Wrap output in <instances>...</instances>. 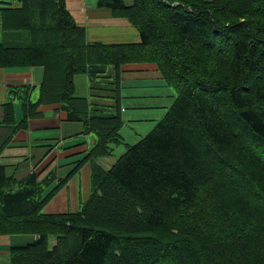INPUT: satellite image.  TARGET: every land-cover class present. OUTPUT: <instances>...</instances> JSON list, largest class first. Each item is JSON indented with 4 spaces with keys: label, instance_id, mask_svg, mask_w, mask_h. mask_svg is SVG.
Masks as SVG:
<instances>
[{
    "label": "trees",
    "instance_id": "1",
    "mask_svg": "<svg viewBox=\"0 0 264 264\" xmlns=\"http://www.w3.org/2000/svg\"><path fill=\"white\" fill-rule=\"evenodd\" d=\"M99 6L127 18L142 40L89 41L66 0H0V25L13 38L0 40V68L44 66L37 103L60 102L98 137L91 193L77 211L46 213L56 190L43 198L35 173L18 180L0 165V235L34 238L0 264H264V0ZM128 62L157 63L175 92L134 144L121 134ZM78 73L89 75L91 96L106 82L113 103L76 97ZM24 106L18 124L5 103L11 133L0 154L35 114ZM121 143L127 150L109 169L95 161Z\"/></svg>",
    "mask_w": 264,
    "mask_h": 264
},
{
    "label": "crops",
    "instance_id": "2",
    "mask_svg": "<svg viewBox=\"0 0 264 264\" xmlns=\"http://www.w3.org/2000/svg\"><path fill=\"white\" fill-rule=\"evenodd\" d=\"M124 2L129 6L134 4V0ZM66 6L77 23L85 27L87 39L91 42L127 44L142 40L139 30L127 18L116 16L110 7H100L99 0H66ZM44 76L45 68L41 65L0 68V142L11 133L6 124V102L14 103L15 123L19 124L25 119L24 100L35 113L28 117L25 126L16 131L5 146L0 154V165L5 167L8 176L18 180L35 173L37 181L44 184L43 198L56 190L44 208L46 213L77 211L91 193L94 161L90 154L98 137L86 129L83 121L70 119L60 102L37 103ZM120 79L121 114L124 119L121 134L126 142V128L130 132L128 127H141L144 133L151 128L149 124L145 126L146 123L142 121L145 117L141 118L137 110L165 108L169 104L162 103L171 99L175 92L170 89L158 64L154 62L124 63L120 68ZM74 80L77 90H80L76 91V97L113 103L107 97L108 88L104 87L106 82L99 83V87L93 91L96 95L91 96L92 83L88 74L78 73ZM132 105L136 108L134 113L132 109H126V106L131 108ZM93 135L95 138L91 142ZM141 135L138 133L131 138L132 141ZM112 146L115 149L116 144ZM110 156L95 161L104 169H109L115 163L108 162ZM33 239L31 235H0V260H10L12 246L27 245ZM51 239L55 243L53 236Z\"/></svg>",
    "mask_w": 264,
    "mask_h": 264
},
{
    "label": "rangeland",
    "instance_id": "3",
    "mask_svg": "<svg viewBox=\"0 0 264 264\" xmlns=\"http://www.w3.org/2000/svg\"><path fill=\"white\" fill-rule=\"evenodd\" d=\"M13 33H15V32H13ZM0 40H2V41L5 40V41H9V42H11V40H13L12 36H10V34H8V32H6L5 30H3V28L1 27V25H0ZM170 89L173 91L172 88H170ZM77 91L78 92L80 91L79 88H78ZM174 99H175V93H174L173 97H171V99H169V100H167V101H165V102L162 103V105L163 104H169L165 108L161 107V108H157V109H149V110H144V111L137 110L138 113H139V115L141 116V118L145 117V120H142V121H144L146 123L145 126H147V124H149L148 127H151V128L148 131H146L145 133H144L143 130L142 131L140 130L141 127H133V128L128 127V128L131 129L130 132H128L127 131V128H126L125 129L126 143L134 144V143L138 142L143 136L147 135L156 126L157 122L163 118V116L166 114V112L168 111V109L171 106V104L174 102ZM126 109L127 110L132 109V111L134 113V111H135L136 108H134V106L132 105L131 108H130V106H126ZM152 112H156V113L153 114ZM143 128H145V127H143ZM122 130H124V129H122ZM138 133H141L142 134L141 137L139 139H135L134 141H132L131 138H134ZM93 137H94V135L90 139L91 142L93 140ZM126 150H127V144L121 143V144L116 145L115 146V149H114V155H112V156H110L108 158V162L109 163L112 162V161L113 162H116L117 159L124 152H126ZM110 166H112V165H110ZM51 242H52V239H51ZM7 262H9V260H5V261L0 260V263H7Z\"/></svg>",
    "mask_w": 264,
    "mask_h": 264
}]
</instances>
